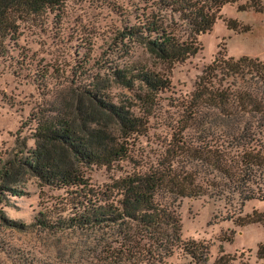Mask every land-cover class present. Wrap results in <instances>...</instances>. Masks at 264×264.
Wrapping results in <instances>:
<instances>
[{"label":"trees","instance_id":"obj_1","mask_svg":"<svg viewBox=\"0 0 264 264\" xmlns=\"http://www.w3.org/2000/svg\"><path fill=\"white\" fill-rule=\"evenodd\" d=\"M61 1L0 0V53L5 40L16 37L19 21ZM139 1L135 20L127 19L116 29L109 49L121 51V57L139 44L158 60L173 63L199 49L197 34L210 29L221 16V7L235 0ZM246 7L260 11L264 5L249 0L239 8ZM225 21L236 27L234 19ZM103 67L131 93L141 112L134 113L95 83L60 89L49 102L51 112L36 111L31 116L34 145L25 149V156L5 158L0 164V193H23L12 186L18 166L35 175L41 185L65 187L67 194L40 208L31 222L52 229L116 224L122 233L119 246L106 248L100 264H162L174 248L191 264H255L223 251L207 263V244L180 238L179 217L170 204L181 196L223 197L237 205L225 217L241 225L264 222L259 211L240 214L246 200L264 195V60L247 54H215L180 104L182 111L167 145L151 161L135 157L132 147L147 133L148 116L158 93L168 88L169 78L138 60L110 59ZM243 75L254 81L233 80ZM211 118L218 120V129L210 132L204 126ZM191 129L197 133H190ZM124 159L130 161L129 168L103 185L89 183L76 166H110ZM66 208L70 214L63 215ZM0 218L5 220L3 215ZM255 257L264 260L263 241L256 244Z\"/></svg>","mask_w":264,"mask_h":264},{"label":"rangeland","instance_id":"obj_2","mask_svg":"<svg viewBox=\"0 0 264 264\" xmlns=\"http://www.w3.org/2000/svg\"><path fill=\"white\" fill-rule=\"evenodd\" d=\"M248 1L224 4L221 16L210 29L197 34L199 49L173 63L158 60L139 44L121 57V51L109 49L113 48L111 39L116 29L127 19L135 20L139 0H62L55 8L19 21L16 37L6 39L5 50L0 53V164L5 158L25 156V149L34 145L31 132L35 119L31 116L36 111L38 115L51 112L49 102L60 89L67 87L71 91L75 85L95 83L114 100L124 101L134 113H140L131 93L103 69L110 59L120 62L123 58L151 64L170 80L168 88L157 95L148 116L147 133L138 137L132 147L135 157L154 160L171 138L182 111L180 104L189 97L196 76L215 54H247L264 60V8H239ZM260 1L264 5V0ZM227 18L234 19L236 27H228ZM233 80L251 84L254 78L243 75L234 76ZM217 121L211 118L204 127L215 131ZM189 132L197 133L192 129ZM22 141L25 145H21ZM76 166L89 183L103 185L128 169L130 161L124 159L110 166ZM16 170L19 173H15L12 186L23 193H0V215L5 217L0 218V264H100L106 248L119 246L122 233L116 224L61 229L32 224L40 208L51 206L67 192L65 187L41 185L35 175L20 166ZM170 208L179 217L180 238L191 237L207 244V263L223 251L264 264V260L255 257L256 244L264 242V222L241 225L225 217L237 209L233 202L205 194L181 196ZM66 209L63 215L70 214ZM240 209V214L256 210L264 215V195L246 200ZM8 219L26 225L14 226ZM162 264L191 263L187 255L174 248L163 257Z\"/></svg>","mask_w":264,"mask_h":264}]
</instances>
